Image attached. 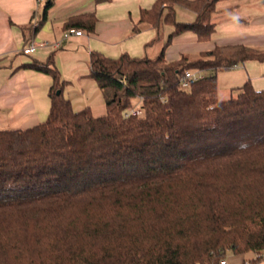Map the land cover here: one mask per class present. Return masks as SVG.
<instances>
[{
  "label": "trees",
  "instance_id": "trees-1",
  "mask_svg": "<svg viewBox=\"0 0 264 264\" xmlns=\"http://www.w3.org/2000/svg\"><path fill=\"white\" fill-rule=\"evenodd\" d=\"M220 1L156 0L143 10L134 32L174 26L156 58L92 52L105 115L74 109L52 59L30 65L52 78L51 109L38 125L0 130V264L264 259V90L248 81L221 99L217 83L220 71L264 61V50L217 45L196 59L165 55L185 31L210 40ZM179 6L196 19L177 21ZM96 24L86 13L65 30L93 33ZM185 71L206 74L183 89ZM135 99L143 113L126 116Z\"/></svg>",
  "mask_w": 264,
  "mask_h": 264
},
{
  "label": "crops",
  "instance_id": "crops-1",
  "mask_svg": "<svg viewBox=\"0 0 264 264\" xmlns=\"http://www.w3.org/2000/svg\"><path fill=\"white\" fill-rule=\"evenodd\" d=\"M194 1V0H189ZM156 0H0V130L26 129L45 122L50 114L49 95L52 78L30 68L33 63L53 65L64 81V96L76 111L90 107L96 116L107 113L105 98L90 77L91 53L110 58L122 54L156 58L167 43L174 26L161 31L148 26L134 27L143 10L151 9ZM94 13L97 24L93 33L64 37L65 25L73 16ZM45 20L30 39L27 28ZM177 21L190 23L196 14L184 7L176 9ZM215 32L208 41H200L193 31L175 35L166 49L169 61L188 56L198 58L215 46L244 45L264 50V0H223L217 3L213 16ZM29 39V40H28ZM60 42L61 47L38 48L30 55L23 49L31 43ZM198 76L206 73L196 72ZM250 81L257 90H264V61L249 60L217 74L218 95L231 97ZM225 99V98H224ZM231 254V253H230ZM228 264H264L254 255L226 256Z\"/></svg>",
  "mask_w": 264,
  "mask_h": 264
},
{
  "label": "built area",
  "instance_id": "built-area-1",
  "mask_svg": "<svg viewBox=\"0 0 264 264\" xmlns=\"http://www.w3.org/2000/svg\"><path fill=\"white\" fill-rule=\"evenodd\" d=\"M42 1H44V0H38L39 3ZM83 34H84V31L81 29L69 28L66 30L64 37L66 39H68L72 36H82ZM47 46H51L54 49H59L61 47V43L60 42L31 43L28 46H26L22 52L25 55H30V54H33L34 52H36L38 50V48L47 47ZM198 79H199V76L196 73L191 72V71H185V73L181 79L182 88L183 89H189L190 86L192 85V83H194ZM142 113H143V110L140 107L139 108H132V109L127 111L126 116L141 115ZM263 257H264V253H263ZM219 264H228V262L225 259H223Z\"/></svg>",
  "mask_w": 264,
  "mask_h": 264
},
{
  "label": "rangeland",
  "instance_id": "rangeland-1",
  "mask_svg": "<svg viewBox=\"0 0 264 264\" xmlns=\"http://www.w3.org/2000/svg\"><path fill=\"white\" fill-rule=\"evenodd\" d=\"M220 98L221 99H224V98L227 99V97H221V96H220ZM133 106H134V108H139L140 107V99H135L133 101ZM227 255H228V257H231L230 253H228Z\"/></svg>",
  "mask_w": 264,
  "mask_h": 264
}]
</instances>
